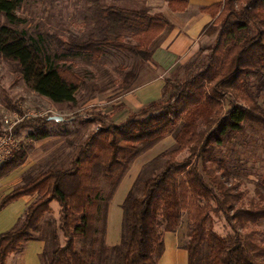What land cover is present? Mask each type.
I'll use <instances>...</instances> for the list:
<instances>
[{
	"label": "trees",
	"instance_id": "1",
	"mask_svg": "<svg viewBox=\"0 0 264 264\" xmlns=\"http://www.w3.org/2000/svg\"><path fill=\"white\" fill-rule=\"evenodd\" d=\"M26 1L0 0V13L6 19L0 25V54L15 64L35 92L56 103L75 102L84 82L82 74L58 62L60 46L92 56L113 47L148 61L153 44L170 27L164 14L151 13L146 6L87 0L93 21L87 36L64 41L40 26L26 25V19L17 14ZM214 10L219 12L214 19L219 23L213 21L207 27L217 34L214 44L198 51L182 79L167 81L161 99L120 124L93 132L69 166L25 172L21 182L1 198L0 209L22 196L34 197L18 226L0 233V264H7L25 242L43 239L38 234L54 200L60 206L58 232L65 242L43 250L47 264H157L165 250L164 232H175L184 212L191 222L184 244L189 264H199L204 245L208 264H264V243L255 228L264 220V193L259 190L261 200L249 207L228 206L232 187L208 170L218 192L197 163L198 159L214 160L216 149L234 142L248 125L264 129V105L252 92L254 81L264 80V0H224ZM125 27H133L135 43L126 41ZM52 41L58 46L54 52ZM138 73H127L125 88ZM50 116L24 119L18 128H31L28 139L33 142L44 140L53 135L47 124L58 122ZM172 132L175 147L158 157L166 158L161 169L149 174L146 166L137 176L122 204L121 241L109 246V206L122 179L138 156ZM186 150L189 155L179 159ZM27 155V147L16 150L1 164L0 178L21 167ZM104 177L110 178L106 190L101 185ZM260 186L264 189V178ZM221 212L232 228L225 236L213 226V213ZM58 232L52 233L54 243ZM77 238L89 244L78 248Z\"/></svg>",
	"mask_w": 264,
	"mask_h": 264
},
{
	"label": "rangeland",
	"instance_id": "2",
	"mask_svg": "<svg viewBox=\"0 0 264 264\" xmlns=\"http://www.w3.org/2000/svg\"><path fill=\"white\" fill-rule=\"evenodd\" d=\"M104 1L116 3V0ZM120 5L132 8L144 7L129 2ZM17 14L26 19V25L29 27L40 26L43 30L57 35L64 41L70 40L71 37L85 38L93 23L92 19L89 18L87 0H27L17 11ZM215 21L213 23L218 25L219 20ZM5 22V17L0 13V25ZM133 32V27H125L123 30L128 43L136 42L132 36ZM209 34L215 35L214 39L201 48L214 44L217 34L210 32ZM51 43L54 52L58 46L56 41ZM158 43L159 38L153 44V48ZM58 49L60 52L58 62L69 65L73 71L82 74L84 77V82L76 94V101L72 103H56L35 92L16 71L15 64L0 54V130L3 128L5 118L14 113L62 116L58 122L47 124V128L51 130L53 135L44 140L33 142L28 139L31 128H17L19 146L27 147L28 155L21 167L0 180V197L5 191L18 184L27 171L38 173L48 167L69 166L78 147L93 132L111 123L120 124L136 112L127 107L128 111L125 117L122 119L114 118L115 110L119 109L118 105L114 103L129 89L133 88L137 82L139 73L131 86L125 88L123 83L127 73L131 70L139 72L147 61H143L139 55L133 52L113 47L104 48L103 52L96 56L85 52L72 53L66 51L65 46H60ZM188 63L184 67H187ZM184 67L178 68L176 72L172 73L169 80L182 79L186 71ZM252 92L264 105V80H255ZM19 108L22 113L19 112ZM175 145V134L172 132L138 156L131 165L110 202L109 227L106 236V242L109 246L116 245L121 241L124 217L122 204L137 176L146 166L149 174L156 169H161L166 158L158 157ZM188 155L189 151L186 150L179 156V159ZM197 163L207 181L217 191L218 187L208 170H213L216 174L224 177L226 185L232 187L228 206L249 207L258 203L261 200L259 190L264 193V189L260 186V181L264 178V129L257 125H248L246 131L241 133L234 142L216 149L214 160L198 159ZM109 181L110 178H102L101 185L104 190L107 189ZM220 195L223 196V194ZM59 217L60 206L54 200L51 202V210L45 214L42 221L43 229L38 236L43 239H37L42 243V248L37 254L34 264H47L48 258L43 256V250L50 251L55 245L64 244L65 237L62 232H58ZM213 218V226L218 233L225 236L232 232V228L222 212L219 215L213 213ZM17 226L18 223L2 230ZM190 226L188 214L184 212L182 223L178 229L175 232H164V241L170 240L171 236L177 237L178 235L180 246L185 249L184 244L189 238ZM255 228L258 239L264 243V220ZM54 231L59 234L57 243L52 240ZM37 240L25 242L18 251L8 258V264H21L20 258L17 259L16 256L21 257L23 248L36 243ZM86 242L88 241L84 238L76 239L78 248H81ZM86 246L88 247V245ZM86 246L84 247L86 248ZM207 259L208 250L204 245L200 250L199 264H208Z\"/></svg>",
	"mask_w": 264,
	"mask_h": 264
},
{
	"label": "crops",
	"instance_id": "3",
	"mask_svg": "<svg viewBox=\"0 0 264 264\" xmlns=\"http://www.w3.org/2000/svg\"><path fill=\"white\" fill-rule=\"evenodd\" d=\"M223 1L116 0V4L136 3L148 7L152 13H162L169 20L170 27L159 37V43L154 47L151 59L139 71L134 87L115 101L114 104L118 105L119 109L115 110L114 118L122 119L125 117L128 111L127 107L138 111L150 102L163 97L165 85L171 74L176 72L178 68L186 66V63L196 55L201 47L208 45L214 39L215 35H210L207 27L219 13L215 12V6L220 5ZM184 68L186 70V67ZM11 189L5 191L0 200ZM33 198L31 195L22 196L0 209V233L11 230L2 229L18 223L19 218ZM178 238V235L177 237L171 236L170 240L164 241L165 250L157 264H189L188 252L180 246ZM41 248L42 243L37 240L36 243L24 247L21 257L16 256V258H20L21 264H34Z\"/></svg>",
	"mask_w": 264,
	"mask_h": 264
},
{
	"label": "built area",
	"instance_id": "4",
	"mask_svg": "<svg viewBox=\"0 0 264 264\" xmlns=\"http://www.w3.org/2000/svg\"><path fill=\"white\" fill-rule=\"evenodd\" d=\"M37 116L31 113H25L23 115L14 113L5 118L3 128L0 130V166L3 162L10 159L15 151L20 148L17 138L18 124L24 119Z\"/></svg>",
	"mask_w": 264,
	"mask_h": 264
},
{
	"label": "water",
	"instance_id": "5",
	"mask_svg": "<svg viewBox=\"0 0 264 264\" xmlns=\"http://www.w3.org/2000/svg\"><path fill=\"white\" fill-rule=\"evenodd\" d=\"M50 119H55V120H61L62 116H58V115H52L49 117Z\"/></svg>",
	"mask_w": 264,
	"mask_h": 264
}]
</instances>
